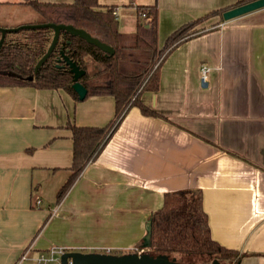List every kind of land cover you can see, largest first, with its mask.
Segmentation results:
<instances>
[{"label": "crops", "instance_id": "obj_1", "mask_svg": "<svg viewBox=\"0 0 264 264\" xmlns=\"http://www.w3.org/2000/svg\"><path fill=\"white\" fill-rule=\"evenodd\" d=\"M29 1L0 0V26L32 25ZM239 1L98 0L116 8L123 33L136 31L137 7L156 3L160 47L185 23ZM203 66L211 68L204 84ZM141 100L163 118L133 106L57 203L72 174L68 122L107 125L114 98L0 89V264L51 247L139 250L164 195L184 190L203 192L212 237L238 251L239 264H264V8L178 46L163 61L159 90Z\"/></svg>", "mask_w": 264, "mask_h": 264}, {"label": "trees", "instance_id": "obj_2", "mask_svg": "<svg viewBox=\"0 0 264 264\" xmlns=\"http://www.w3.org/2000/svg\"><path fill=\"white\" fill-rule=\"evenodd\" d=\"M253 1L256 0H241L185 23L166 39L163 47L159 46L156 3L137 7L134 33L121 32L114 15L116 8L101 9L98 0H74L72 4L37 0L27 3L42 17L41 24H64L84 29L114 50L110 55L86 40L62 31L56 48L36 71V65L52 42L54 31L51 28L10 31L0 50V89L64 90L78 102L91 97L114 98L115 114L107 125L78 126L68 122L73 140L72 174L58 191L57 203L65 198L85 168L98 158L133 106L146 116L163 118L146 106L141 96L144 92L159 90L160 69L166 57L181 44L229 22L223 18L228 10ZM1 37L0 32V40ZM64 57L86 72L79 80L87 89L84 100L79 99L73 88L74 76ZM146 249L153 256L168 255L185 264H208L213 260L222 264H239L242 258L238 251L225 248L213 239L201 190L164 195L162 207L151 216L150 245Z\"/></svg>", "mask_w": 264, "mask_h": 264}, {"label": "water", "instance_id": "obj_3", "mask_svg": "<svg viewBox=\"0 0 264 264\" xmlns=\"http://www.w3.org/2000/svg\"><path fill=\"white\" fill-rule=\"evenodd\" d=\"M264 8V0H256L250 2L248 4L235 7L233 9L228 10L224 13L223 18L225 21H232L236 18L244 16L246 14L255 12L257 10ZM35 28H51L54 31V36L52 42L46 52V54L40 59L38 64L36 65L35 70H39L41 66L46 62V60L50 57L54 49L56 48L60 34L62 31H66L73 36L80 37L86 40L89 44H92L102 51L113 55L114 50L111 46L101 42L97 38L92 37L87 31L84 29L75 28L72 25H56V24H37V25H24L14 29H7L0 27V32L2 34L0 40V50L4 44L5 37L10 31H18L20 29H35ZM67 65L70 67V70L74 76V85L73 88L79 95L80 100H84L87 97V89L79 82V80L85 75V71L81 70L75 62H73L68 57H64ZM206 85V84H205ZM151 238V221L148 226V235L145 238V242L143 244L144 253H126L121 255L116 254H108V253H99V252H81V251H69L65 252L61 256L60 264H185L178 262L176 258H170L168 255H157L153 256L146 252V248L150 245ZM208 264H222L218 260H213Z\"/></svg>", "mask_w": 264, "mask_h": 264}, {"label": "built area", "instance_id": "obj_4", "mask_svg": "<svg viewBox=\"0 0 264 264\" xmlns=\"http://www.w3.org/2000/svg\"><path fill=\"white\" fill-rule=\"evenodd\" d=\"M114 15H115V17H117V11L116 10L114 11ZM224 24L225 23L221 24L220 26H224ZM210 72H211V68L208 66H203L201 68V81L203 82V84L208 82ZM37 203L40 204L41 201L39 200ZM65 252H67L66 249H63L61 247H53V248H51V250L49 251L48 254H45V253L41 254L38 257V262H39V264H54V263L60 264L61 256ZM106 253L110 254L111 250L108 249ZM26 259H27V256H23L20 260V263Z\"/></svg>", "mask_w": 264, "mask_h": 264}, {"label": "rangeland", "instance_id": "obj_5", "mask_svg": "<svg viewBox=\"0 0 264 264\" xmlns=\"http://www.w3.org/2000/svg\"><path fill=\"white\" fill-rule=\"evenodd\" d=\"M26 16L28 15V16H30V19H32V20H34L35 22H33V23H35L36 24V22H38L39 24H41L40 22H43V19H42V17L39 15V14H37L35 11H33L32 9H27L26 11ZM35 24H32V25H35ZM38 24V25H39ZM25 25H27V24H25ZM30 25V24H29ZM220 26V25H219ZM16 27H18V26H16ZM11 33H13L12 31H11ZM51 248H53V247H51ZM51 248H49L48 250H46V251H42V252H40V253H38L37 254V256H35V258H34V260H33V256H27V259L26 260H23L21 263L19 262L18 264H39V262H38V257L41 255V254H48L49 253V251L51 250ZM144 248H139V250H137V251H129L128 253H144ZM85 253H87V251H84ZM99 253H104V251H98ZM121 255V254H120ZM54 264H57V263H54Z\"/></svg>", "mask_w": 264, "mask_h": 264}]
</instances>
